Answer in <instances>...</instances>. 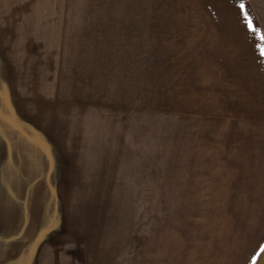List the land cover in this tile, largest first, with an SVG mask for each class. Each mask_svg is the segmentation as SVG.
Listing matches in <instances>:
<instances>
[{
    "label": "rangeland",
    "instance_id": "1",
    "mask_svg": "<svg viewBox=\"0 0 264 264\" xmlns=\"http://www.w3.org/2000/svg\"><path fill=\"white\" fill-rule=\"evenodd\" d=\"M262 37L264 0H0V264L217 261Z\"/></svg>",
    "mask_w": 264,
    "mask_h": 264
},
{
    "label": "crops",
    "instance_id": "2",
    "mask_svg": "<svg viewBox=\"0 0 264 264\" xmlns=\"http://www.w3.org/2000/svg\"><path fill=\"white\" fill-rule=\"evenodd\" d=\"M264 74H262L263 76ZM264 77V76H263ZM247 117L236 122L230 131L231 168L228 172H264V108H245ZM239 129V131H238ZM240 143V144H239ZM244 146L238 157V146ZM233 157V167H232ZM246 164V168L239 167ZM217 172L222 169L217 167ZM262 184L234 186V200H223L217 210V261L211 264H253L255 257L264 245V174ZM230 186H225V192ZM223 192V191H222ZM243 193H251L245 201ZM261 194V195H259ZM167 261V260H166ZM166 261L155 264H169ZM150 264H154L151 260ZM189 264V263H188ZM198 264H206L199 260Z\"/></svg>",
    "mask_w": 264,
    "mask_h": 264
},
{
    "label": "water",
    "instance_id": "3",
    "mask_svg": "<svg viewBox=\"0 0 264 264\" xmlns=\"http://www.w3.org/2000/svg\"><path fill=\"white\" fill-rule=\"evenodd\" d=\"M256 264H264V250L261 252Z\"/></svg>",
    "mask_w": 264,
    "mask_h": 264
},
{
    "label": "snow or ice",
    "instance_id": "4",
    "mask_svg": "<svg viewBox=\"0 0 264 264\" xmlns=\"http://www.w3.org/2000/svg\"><path fill=\"white\" fill-rule=\"evenodd\" d=\"M242 7H243V5H242ZM262 38H264V37H262ZM261 55H264V48H261Z\"/></svg>",
    "mask_w": 264,
    "mask_h": 264
}]
</instances>
